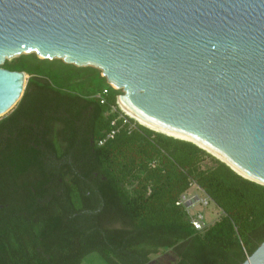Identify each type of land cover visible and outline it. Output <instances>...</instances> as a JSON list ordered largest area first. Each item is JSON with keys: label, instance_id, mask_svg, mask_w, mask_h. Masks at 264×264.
Wrapping results in <instances>:
<instances>
[{"label": "trees", "instance_id": "16d2710c", "mask_svg": "<svg viewBox=\"0 0 264 264\" xmlns=\"http://www.w3.org/2000/svg\"><path fill=\"white\" fill-rule=\"evenodd\" d=\"M2 66L29 78L0 117V264H81L92 252L149 264L161 250L177 264H241L264 240V185L191 141L113 125L123 91L101 69L35 52ZM192 186L222 211L202 230L177 204Z\"/></svg>", "mask_w": 264, "mask_h": 264}, {"label": "water", "instance_id": "95a60500", "mask_svg": "<svg viewBox=\"0 0 264 264\" xmlns=\"http://www.w3.org/2000/svg\"><path fill=\"white\" fill-rule=\"evenodd\" d=\"M33 52L101 69L125 111L264 185V0H0V117L29 77L3 63Z\"/></svg>", "mask_w": 264, "mask_h": 264}, {"label": "built area", "instance_id": "2783aa9c", "mask_svg": "<svg viewBox=\"0 0 264 264\" xmlns=\"http://www.w3.org/2000/svg\"><path fill=\"white\" fill-rule=\"evenodd\" d=\"M115 88V87H114ZM117 89V88H116ZM108 92L107 89L103 90V94H98V96L103 97L104 94H106ZM101 102H105V99L102 98ZM111 113H116L118 115L117 119H115L112 124L113 125H117L116 122L117 120H121L123 122V124H125L126 126H128V130L131 129H136L137 128V122L139 124H142L137 118L133 117L132 115H130L127 111H125L120 104L118 103L117 100V104L116 105H111ZM134 119V121L132 120ZM143 125V124H142ZM119 129L118 128H114L112 129L107 136L102 139L99 143L103 144L106 142L107 139L109 138H113L114 135L117 133ZM199 189V188H198ZM202 191V190H201ZM204 193V196L201 197L197 194L192 195V196H188L187 192L182 194L179 201L177 202V204L183 205L185 207V210L187 212L188 215V219L190 221V223L193 225V227L196 230H202L204 229L206 226H208L209 224H207L205 222V217L204 214L198 211H193V207L197 204V203H201L204 206H207L209 204L210 201H212L211 197L206 194L204 191H202Z\"/></svg>", "mask_w": 264, "mask_h": 264}, {"label": "rangeland", "instance_id": "374dc122", "mask_svg": "<svg viewBox=\"0 0 264 264\" xmlns=\"http://www.w3.org/2000/svg\"><path fill=\"white\" fill-rule=\"evenodd\" d=\"M16 57H13L12 59ZM203 164L204 166H212L213 162L211 161V159L207 158L205 159ZM195 194L201 197L204 196V193L201 191V189H198L197 186H192L187 191V195L192 196ZM192 210L203 213L205 217L204 218L205 222L207 224H211L215 222L217 218H219L222 214L220 208L213 201H210L207 206H204L201 203H197ZM177 261L178 258L176 255H174L173 252H171L170 250H161L157 254L154 255L152 254V260L149 264H177ZM81 264H108V263L98 252H92L83 259Z\"/></svg>", "mask_w": 264, "mask_h": 264}, {"label": "bare ground", "instance_id": "6f19581e", "mask_svg": "<svg viewBox=\"0 0 264 264\" xmlns=\"http://www.w3.org/2000/svg\"><path fill=\"white\" fill-rule=\"evenodd\" d=\"M128 112H129V111H128ZM129 114L132 115L130 112H129ZM132 116H133V115H132ZM133 117H135V116H133ZM137 119H138V118H137ZM138 120H139L143 125H145V126H147V127H150L151 129H154V130H157V131L167 132V131L162 130V129L156 127V126H153V125H151V124H149V123H146V122H144V121H142V120H140V119H138ZM171 135H175V136H177V137H182V136H179V135H176V134H173V133H171ZM209 151H210V153H212L213 155H215L217 158H220V159L225 160L224 158H222L221 155H219V154H217V153H215V152H212L211 150H209Z\"/></svg>", "mask_w": 264, "mask_h": 264}, {"label": "flooded vegetation", "instance_id": "af4514ba", "mask_svg": "<svg viewBox=\"0 0 264 264\" xmlns=\"http://www.w3.org/2000/svg\"><path fill=\"white\" fill-rule=\"evenodd\" d=\"M64 122H66V120H63ZM69 121V120H68ZM71 122H73V121H71ZM69 123H70V121H69Z\"/></svg>", "mask_w": 264, "mask_h": 264}]
</instances>
